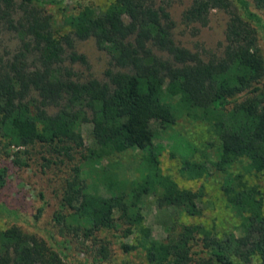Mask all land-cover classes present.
Masks as SVG:
<instances>
[{
  "label": "trees",
  "instance_id": "16d2710c",
  "mask_svg": "<svg viewBox=\"0 0 264 264\" xmlns=\"http://www.w3.org/2000/svg\"><path fill=\"white\" fill-rule=\"evenodd\" d=\"M35 2L60 0H0V33L10 31L18 40L6 58L0 55V143L4 150L15 149L11 156L20 166L27 162L18 153L41 143L48 148L46 162L67 170L53 215L55 233L46 241L16 224L0 228V264L106 260L99 238L104 230L118 232L123 251L140 249L147 264H264L263 197L245 178L264 171V60L257 44L264 0H234L241 13H229L221 54L207 59L174 42L169 3L112 0L98 10L84 6L64 16L68 32H61ZM228 5L192 0L183 20L206 25L212 10ZM88 38L109 58L103 81L80 79L66 64L86 63L74 44ZM50 105L57 107L54 113ZM180 116L205 123L216 140L199 148L170 136L169 156L179 160L178 172L187 179L211 170L218 174L220 191L239 220L236 231L219 234L182 220L202 216L203 192L182 188L161 172L164 146L154 145L152 129L153 123L171 127ZM83 124H90L92 148L85 144ZM206 148H213V159ZM142 150L147 153L138 174L128 173L117 158ZM5 179L6 168H0V186ZM147 196L167 213L162 238L144 223ZM133 235L135 242L128 241ZM73 248L76 256L68 254Z\"/></svg>",
  "mask_w": 264,
  "mask_h": 264
},
{
  "label": "rangeland",
  "instance_id": "374dc122",
  "mask_svg": "<svg viewBox=\"0 0 264 264\" xmlns=\"http://www.w3.org/2000/svg\"><path fill=\"white\" fill-rule=\"evenodd\" d=\"M110 1L112 0H60L59 3L53 5H39L46 14L51 16L55 30L68 32V28L64 24V16L66 14L75 13L84 6L98 10L106 7ZM158 1H161L163 4L169 3L168 11L174 21L172 29L174 42L198 52L204 59L212 55L221 54L229 13L239 15L241 13L234 0H228L229 5L227 10H212L206 25L200 26L183 20V13L189 7L192 0ZM35 4L39 6L37 2ZM258 11L264 19V10ZM257 36L259 52L264 60V31H259ZM17 45L18 40L15 34L6 30L0 33V55L3 58H6L4 55L5 51L11 50ZM74 45L75 50L84 54L86 58L85 64L66 61V64L76 72L77 77L80 79L95 77L102 81L105 80L104 70L109 64L107 54L96 47L92 38L76 40ZM262 82H264V77ZM56 110L57 107L48 106V112L54 113ZM81 129L86 146L89 148L94 147L93 138L90 134V124H83ZM152 129L154 132V145L164 146V149L158 156V166L161 172L170 175L182 188L192 190L202 189L203 192L200 201V205L203 208L202 216L183 217L182 220L187 223H202L207 227L214 228L219 234L236 231L239 220L228 207L226 199L220 191L218 174L214 170H211L210 173L200 178L187 179L178 172L179 160L170 158L168 153V148L172 144L170 136L174 135L183 137L199 148H205L206 142H214L216 140L209 131V127L205 123L195 122L180 116L171 127L161 128L158 123H153ZM14 150H4L0 143V168H6V179L0 186V228L16 224L24 231L34 233L38 238L49 241L50 233H55L56 231L53 215L59 210L60 184L67 169L63 165L46 162L44 158L48 157V148L41 143L28 146L24 149L26 150L25 152L18 153L22 159L26 160L27 165L20 166L13 162L14 157L11 154L14 153ZM206 151L209 158L213 159V148H206ZM146 153L147 150L130 151L120 155L117 159L121 164H124L128 173L138 174L141 168L140 159ZM245 178L249 183L257 186L264 202V171L246 174ZM101 190L107 195L112 193V191H108L103 187ZM14 213L18 217L13 216ZM143 213L145 216L144 223L151 227L152 235L155 238H162L164 230L161 221L166 218L167 213L161 214L156 209L154 197H145ZM99 238L107 247L106 254H108V259L105 260L100 258V256H92L90 257V263L147 264L140 249L123 251L121 248L123 239L118 236L117 231L104 230L99 233ZM136 238L137 236L133 235L128 241L135 242ZM72 253L76 256L78 252L73 248L68 254L72 255ZM78 257L86 258V254L80 253ZM64 260L67 264H76L72 260V257H66Z\"/></svg>",
  "mask_w": 264,
  "mask_h": 264
}]
</instances>
